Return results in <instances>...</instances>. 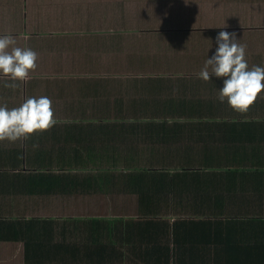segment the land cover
Instances as JSON below:
<instances>
[{
	"label": "crops",
	"instance_id": "crops-1",
	"mask_svg": "<svg viewBox=\"0 0 264 264\" xmlns=\"http://www.w3.org/2000/svg\"><path fill=\"white\" fill-rule=\"evenodd\" d=\"M220 31L264 67V0H0L38 55L0 105L57 121L0 141V264L264 262V91L240 113L199 77Z\"/></svg>",
	"mask_w": 264,
	"mask_h": 264
},
{
	"label": "clouds",
	"instance_id": "clouds-1",
	"mask_svg": "<svg viewBox=\"0 0 264 264\" xmlns=\"http://www.w3.org/2000/svg\"><path fill=\"white\" fill-rule=\"evenodd\" d=\"M215 40L218 47L211 58H207L199 77L204 81L211 80L213 75L224 78L223 87L219 89L220 101L226 99L233 110L245 113L264 91V67L249 69L245 59L246 45L238 43L235 32L220 31ZM15 44L16 40L11 35L0 36V74L13 81L4 85L12 89L19 87L17 81L24 82L30 78L29 74L36 70L38 60L35 51ZM56 123L52 101L46 96L29 97L11 109L0 105V141L28 139L34 133L49 130Z\"/></svg>",
	"mask_w": 264,
	"mask_h": 264
},
{
	"label": "trees",
	"instance_id": "trees-1",
	"mask_svg": "<svg viewBox=\"0 0 264 264\" xmlns=\"http://www.w3.org/2000/svg\"><path fill=\"white\" fill-rule=\"evenodd\" d=\"M259 217H261V216H259ZM257 264H264V262H259V263H257Z\"/></svg>",
	"mask_w": 264,
	"mask_h": 264
}]
</instances>
